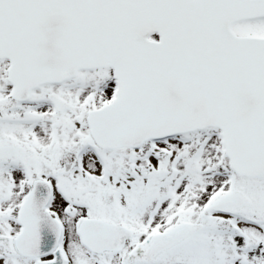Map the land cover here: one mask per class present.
Segmentation results:
<instances>
[{"label":"snow or ice","instance_id":"obj_1","mask_svg":"<svg viewBox=\"0 0 264 264\" xmlns=\"http://www.w3.org/2000/svg\"><path fill=\"white\" fill-rule=\"evenodd\" d=\"M0 264H264V0H0Z\"/></svg>","mask_w":264,"mask_h":264}]
</instances>
